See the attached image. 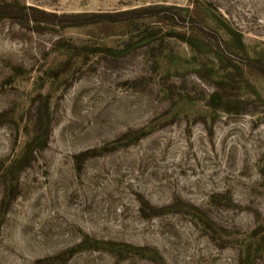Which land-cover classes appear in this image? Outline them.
<instances>
[{"label": "rangeland", "instance_id": "1", "mask_svg": "<svg viewBox=\"0 0 264 264\" xmlns=\"http://www.w3.org/2000/svg\"><path fill=\"white\" fill-rule=\"evenodd\" d=\"M0 264H264V0H0Z\"/></svg>", "mask_w": 264, "mask_h": 264}, {"label": "trees", "instance_id": "2", "mask_svg": "<svg viewBox=\"0 0 264 264\" xmlns=\"http://www.w3.org/2000/svg\"><path fill=\"white\" fill-rule=\"evenodd\" d=\"M251 60L254 62V59H251ZM251 60H250V61H251ZM257 61H258V60L255 59V62H257ZM254 66H255V65H254Z\"/></svg>", "mask_w": 264, "mask_h": 264}]
</instances>
